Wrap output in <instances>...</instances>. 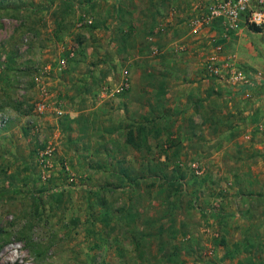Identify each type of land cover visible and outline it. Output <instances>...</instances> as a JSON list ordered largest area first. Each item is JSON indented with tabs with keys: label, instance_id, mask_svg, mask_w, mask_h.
<instances>
[{
	"label": "rangeland",
	"instance_id": "374dc122",
	"mask_svg": "<svg viewBox=\"0 0 264 264\" xmlns=\"http://www.w3.org/2000/svg\"><path fill=\"white\" fill-rule=\"evenodd\" d=\"M214 1L0 0V264H264V82Z\"/></svg>",
	"mask_w": 264,
	"mask_h": 264
},
{
	"label": "crops",
	"instance_id": "0c3cea01",
	"mask_svg": "<svg viewBox=\"0 0 264 264\" xmlns=\"http://www.w3.org/2000/svg\"><path fill=\"white\" fill-rule=\"evenodd\" d=\"M220 22V24L222 25V23L225 21L224 20H218ZM223 21V22H222ZM223 23V24H224ZM226 25V23H225ZM227 27V25H226ZM226 30L230 31L229 29L226 28ZM232 37L235 39L234 40V44H237V47L239 48H243L244 46H249V48L251 49V54L244 56V57H240L241 61L244 62L250 72L253 74V77L247 78L249 79V82H247V79L245 81V84L247 86L250 87H243L244 88H248L247 90H255L256 86H251L253 84V82L255 83L257 81L258 78H260L261 82H264V75L261 74V70H263L264 72V27H260V26H255V28H251L249 26L248 23L246 22H242L240 28L238 30H236V32L232 33ZM246 48V47H244ZM238 54L240 52V50L236 51ZM238 54H236V56H238ZM195 54H191V58H193L194 60L196 59V57L194 56ZM207 57V56H206ZM191 64H193L194 66H199L198 65V61L195 60V62L191 61ZM259 64V65H258ZM209 70V69H208ZM210 70H211V66H210ZM209 71H204V76H208L207 72ZM212 71V70H211ZM236 72L238 71H234L233 74H237ZM210 74H212L210 72ZM197 74L194 72L191 76H196ZM257 75V76H256ZM173 78L175 77H180L179 75L174 74L172 76ZM210 78H208V80L203 84V88L205 86L204 91L202 92V97H204V101L203 103L205 104V106H208L209 109L216 107L215 104L217 102L218 99H216L217 96H219L220 98V102L224 103V100H226V103L231 102V98L234 95H238V91L237 89H235V91L233 89H230V87H227L226 90L221 88V92L218 93V84L216 85L213 81H216V78L212 77L209 75ZM232 77L235 78L234 82L237 83V85H240L241 83H244V79L242 81V77L240 76L239 72L237 75H233ZM206 79V78H205ZM256 80V81H255ZM221 82V81H220ZM251 83V85H249ZM212 86V87H210ZM194 87H198L201 88V86H198L197 83L194 84ZM210 87V88H209ZM241 87V86H239ZM242 88V87H241ZM197 93H199V89H197ZM261 96H257L256 94L252 95L251 97V101L245 104H242V106H235L234 102L232 101V109L231 112H235V111H241V109L245 110L247 113V115H250V117L256 116L257 112H258V108L257 105L261 102L259 98H261ZM209 125H212V118L209 119ZM234 123V122H233ZM236 123V122H235ZM234 123V125H235ZM228 125H232V121L230 119V121L228 122ZM215 126V125H214ZM241 126H247L245 125H241ZM262 204L264 205V200L261 201L260 203H258V206H262ZM254 212V211H253Z\"/></svg>",
	"mask_w": 264,
	"mask_h": 264
},
{
	"label": "built area",
	"instance_id": "2783aa9c",
	"mask_svg": "<svg viewBox=\"0 0 264 264\" xmlns=\"http://www.w3.org/2000/svg\"><path fill=\"white\" fill-rule=\"evenodd\" d=\"M207 19L224 20L227 29L236 31L240 28L242 22L264 27V0H215L209 7ZM93 19L87 17L86 24H91ZM82 25V23H81ZM213 72L218 73L219 68L211 66ZM48 102L40 101L36 105L39 112L47 110ZM53 148L46 146L39 152L38 160L41 164H46L48 158L52 156Z\"/></svg>",
	"mask_w": 264,
	"mask_h": 264
},
{
	"label": "trees",
	"instance_id": "16d2710c",
	"mask_svg": "<svg viewBox=\"0 0 264 264\" xmlns=\"http://www.w3.org/2000/svg\"><path fill=\"white\" fill-rule=\"evenodd\" d=\"M248 24H249V23H248ZM249 26H251V28H255L256 25H254V24H249ZM253 83H254V82H253ZM255 83H262V82H261L260 78H258L257 81H256ZM142 133H143V132H142ZM143 134H144V133H143ZM128 141L131 142V143H133V144H136V140L134 139L132 132H131V133L129 134V136H128Z\"/></svg>",
	"mask_w": 264,
	"mask_h": 264
}]
</instances>
